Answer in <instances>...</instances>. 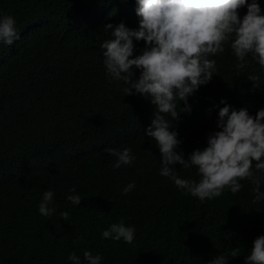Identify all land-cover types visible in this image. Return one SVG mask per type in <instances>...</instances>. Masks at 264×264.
Wrapping results in <instances>:
<instances>
[{"label": "trees", "instance_id": "trees-1", "mask_svg": "<svg viewBox=\"0 0 264 264\" xmlns=\"http://www.w3.org/2000/svg\"><path fill=\"white\" fill-rule=\"evenodd\" d=\"M257 2L264 11V0ZM135 7V0H0V14L14 17L18 33L12 44L0 42V264H72L68 254L83 260L85 249L102 254L101 264H206L230 251L237 256L229 264H244L264 234V201L253 202L249 181L201 201L159 175L161 154L144 134L153 106L107 79L100 48L110 38L105 24L138 26ZM133 42L139 54L144 41ZM215 59L218 73L188 98L191 111L168 117L185 158L206 146L222 98L252 115L264 107L255 63L237 74L227 47ZM126 147L136 161L113 168L107 149ZM175 167L198 179L195 168ZM129 181L135 189L121 195ZM73 185L78 206L66 199ZM44 190L54 191L51 217L37 210ZM121 217L136 227L132 244L100 235Z\"/></svg>", "mask_w": 264, "mask_h": 264}, {"label": "clouds", "instance_id": "clouds-1", "mask_svg": "<svg viewBox=\"0 0 264 264\" xmlns=\"http://www.w3.org/2000/svg\"><path fill=\"white\" fill-rule=\"evenodd\" d=\"M135 5L138 26L105 24L103 30L110 38L100 48L107 79L117 82L124 95L139 94L153 106L144 134L155 141L161 154L159 175L201 201L220 197L224 191L235 194L243 187L241 181L247 180L253 185V202L264 201V107L252 115L247 107L237 109L222 98L206 146L193 149L186 158L182 150L177 151L181 140L168 119L191 111L188 98L218 73L215 57L226 47L235 58L237 74L251 63L264 74V11L260 4L257 0H135ZM244 6L247 11L240 16L238 10ZM15 24L13 16L0 14V42L10 45L18 39ZM134 39L144 41L136 55ZM248 78L255 82L260 75ZM107 151L116 157L113 168L130 166L137 159L131 148ZM177 163L182 169L195 168L198 179L180 176ZM135 187V181H129L121 195ZM53 197V190L43 191L39 214L51 217L56 213ZM66 199L73 206L80 204L75 185L69 187ZM59 215L67 217L68 212ZM135 234V225H126L123 217L100 232L104 239L126 244L134 242ZM236 256L235 251L220 252L206 264H229V258ZM102 259V254L94 255L90 249L83 250V260L75 250L67 256L72 264H101ZM244 264H264V234L253 239Z\"/></svg>", "mask_w": 264, "mask_h": 264}]
</instances>
